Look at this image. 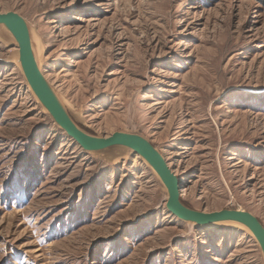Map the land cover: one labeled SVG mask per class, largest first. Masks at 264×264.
I'll list each match as a JSON object with an SVG mask.
<instances>
[{
    "label": "rangeland",
    "instance_id": "374dc122",
    "mask_svg": "<svg viewBox=\"0 0 264 264\" xmlns=\"http://www.w3.org/2000/svg\"><path fill=\"white\" fill-rule=\"evenodd\" d=\"M87 134L139 135L188 208L264 226V0H0ZM132 150L86 151L30 88L0 24V264H264L234 222L196 225Z\"/></svg>",
    "mask_w": 264,
    "mask_h": 264
},
{
    "label": "water",
    "instance_id": "95a60500",
    "mask_svg": "<svg viewBox=\"0 0 264 264\" xmlns=\"http://www.w3.org/2000/svg\"><path fill=\"white\" fill-rule=\"evenodd\" d=\"M0 24L11 33L17 42L19 62L33 93L57 125L77 145L86 151H99L111 146L129 148L154 170L165 186L168 192L166 208L172 215L180 220L190 221L199 226L220 222L241 224L250 230L264 256V226L257 217L249 212L235 209L203 212L185 206L180 200L179 178L169 168L162 154L145 138L125 132H114L107 137H98L87 134L77 127L62 108L39 70L32 51L29 30L25 19L15 12H0Z\"/></svg>",
    "mask_w": 264,
    "mask_h": 264
},
{
    "label": "bare ground",
    "instance_id": "6f19581e",
    "mask_svg": "<svg viewBox=\"0 0 264 264\" xmlns=\"http://www.w3.org/2000/svg\"><path fill=\"white\" fill-rule=\"evenodd\" d=\"M43 77H44V76H43ZM44 79H45V78H44ZM61 129H62V128H61ZM62 130H63V129H62ZM63 131H64V130H63ZM64 132H65V131H64ZM65 133H66V132H65ZM66 134H67V133H66ZM70 138H71V137H70ZM71 139H72V138H71ZM72 140H73V139H72ZM137 157H138V156H137ZM179 190H180V189H179ZM223 223H224V222H223ZM214 224H218V223H214ZM245 230H246L247 232L251 233L250 230H249L248 228H246V227H245Z\"/></svg>",
    "mask_w": 264,
    "mask_h": 264
}]
</instances>
